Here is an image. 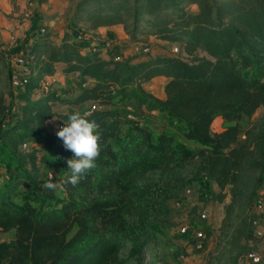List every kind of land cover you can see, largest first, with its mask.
Returning a JSON list of instances; mask_svg holds the SVG:
<instances>
[{
  "label": "trees",
  "instance_id": "1",
  "mask_svg": "<svg viewBox=\"0 0 264 264\" xmlns=\"http://www.w3.org/2000/svg\"><path fill=\"white\" fill-rule=\"evenodd\" d=\"M79 1L59 43L37 35L12 49L0 44V72L9 57L28 46L32 74L18 93L6 97L0 91V119L7 117L0 141L16 164L11 181L0 189V231L14 233L13 241L0 243V264H128L138 259L154 226H172L170 203L189 186L181 174L194 161L204 205L222 204L225 189L235 188L245 169L258 173L254 200L264 186V122L245 130L239 125L264 107V0ZM116 26L132 43L145 42L144 37L180 43L190 59L129 55L115 61L89 39L77 37L78 32L96 36L98 29ZM58 73H77L90 85L72 99L52 88L36 96L40 81ZM157 77L167 79L162 101L143 90ZM8 99L17 102L13 112ZM125 101L168 112L187 126L184 138L202 147L185 156L167 134L153 138L146 126L125 116ZM89 102L96 109L86 118L99 125L101 136L97 167L75 187L63 184V202L37 209L31 200L50 199L54 193L39 179L37 146L52 148L53 158L46 163L61 175L60 183L71 174L66 161L74 158L47 125L53 118L67 123L69 115ZM53 104L66 109L55 110ZM216 119L228 125L212 132ZM125 125L129 132L122 139ZM24 144L29 149H20ZM152 173L165 178L145 184ZM204 181L215 183L219 191L208 189ZM20 195L21 204L16 202ZM230 210L231 205L220 231L228 237L236 264L251 250L243 241L252 227L248 211L230 223Z\"/></svg>",
  "mask_w": 264,
  "mask_h": 264
},
{
  "label": "rangeland",
  "instance_id": "2",
  "mask_svg": "<svg viewBox=\"0 0 264 264\" xmlns=\"http://www.w3.org/2000/svg\"><path fill=\"white\" fill-rule=\"evenodd\" d=\"M28 0H24L23 8L25 7ZM14 2V0H12ZM79 0H39L36 8L31 12V20L29 28L24 32V36L18 40L15 44L22 43L29 37L34 35L35 29L34 24L37 23L39 26H45L47 32L50 31L54 38L62 35V32L68 28L69 20L72 14L75 12ZM14 9H16L15 4H12ZM52 5V6H49ZM192 10H196V7H192ZM55 17L57 20L54 21L53 26L49 28L46 24L49 19ZM53 19V20H54ZM52 21V20H51ZM60 24V25H59ZM94 38V41L101 40L102 42H93L92 45L102 52L109 53L114 56L119 54L121 56L137 55L141 58H151V57H166L172 55L173 47L179 48V53L177 56L190 59V57L183 50V46L180 43H169L158 41L152 37L151 40H145L148 37H144V41L150 44V54L143 55L139 53L138 47L135 43H132L129 39V35L120 26L117 30L111 31L107 38L100 39L98 36L87 35L86 38ZM109 42L110 47H106L105 43ZM15 45L11 47L6 46L8 49H12ZM195 54L203 55L200 51H196ZM15 56V55H14ZM14 56L9 57L7 61V67L0 72V91H2L6 97L8 93H18L19 90L13 87L12 75L16 71V66L14 63ZM11 75V79L10 78ZM51 83V82H49ZM86 80H82L80 77L70 75L62 76L57 78L55 82L50 84L52 89H57L62 97L66 99H72L76 96L80 90L90 84ZM49 85V84H48ZM49 86V87H50ZM145 92L148 93L153 99L161 101L159 98L163 97L161 95V83L153 81L150 84L145 85ZM44 94V93H43ZM41 93H36V96H40ZM126 105H121L125 110L132 114L133 118L139 121L140 124L146 126L153 138H155L159 133H165L170 136L175 144V146L180 149L185 156H189L193 152L197 151L202 145L195 140H187L184 138V133L187 130L185 123L173 118L166 111H159L157 109L138 107V105L132 101H125ZM128 103L132 104L131 106ZM6 106L10 111H15L17 108V102H11L10 99L7 100ZM52 107L55 110L64 111L65 106L60 104H53ZM54 122L48 123L47 127L51 132L54 133V129L57 125L58 119H53ZM264 122V107L259 108L255 114L250 118H244L240 122V127L242 130L250 128L252 125H261ZM7 124V117H2L0 119V132ZM225 122H220L218 120L215 124H212L211 131L216 132L224 127H226ZM129 132V126L125 125L123 128L122 139L125 138ZM122 139L119 141H114L115 145L121 144ZM113 143V144H114ZM30 144L27 149H29ZM39 150V160L37 165L39 166V179L42 182H47L49 178V171L53 173V177L56 183L60 184L61 175L54 174V169L47 165V160L53 158V152L51 147L41 148L37 146ZM198 162L194 161L185 171L181 174V177L189 182V185L200 190L203 182L196 180L194 178V173L197 169ZM16 170V164L14 155L4 148L0 141V189L5 187ZM258 173L254 171H249L245 169L242 173L240 182L235 188L227 187L225 189L226 198L222 204L211 202L207 205H201L203 209L209 212V217L203 223L198 221L196 208L190 210L186 205L171 204V214L170 220L172 226L169 228H161L159 226H154L152 228V238L150 243L144 249L141 257L138 259H133L128 262V264H234L235 253L230 251L227 244L228 237L221 234L220 228L222 225V220L226 214V207L231 205L230 210V223L234 224L238 217H243L248 215L250 206L254 200V189L256 185V178ZM159 173L149 174L144 181L145 184L156 183L164 179ZM205 186L214 191L218 192L219 189L213 182L204 181ZM259 190V192H258ZM258 195L264 194V186L262 189H258ZM257 195V194H255ZM31 200V199H30ZM65 200V194L62 187H58L54 190L53 197L41 198L38 200H31V204L37 209H50L58 205L60 202ZM23 195L16 198L17 203H22ZM248 211V214L246 213ZM246 213V214H245ZM184 223L190 229L188 235H180L176 232L178 225ZM204 230V239L195 240L191 235L192 230ZM261 229L264 233V220H261ZM14 240L13 231L4 233L0 231V243H10ZM261 249L262 264H264V239H260L258 243ZM236 264H240V260Z\"/></svg>",
  "mask_w": 264,
  "mask_h": 264
},
{
  "label": "built area",
  "instance_id": "3",
  "mask_svg": "<svg viewBox=\"0 0 264 264\" xmlns=\"http://www.w3.org/2000/svg\"><path fill=\"white\" fill-rule=\"evenodd\" d=\"M39 0H28L25 7L23 8L22 12H21V16L20 19L23 23H27L28 25L30 24V20H31V12L32 10H34L38 4ZM36 34L37 35H46L47 34V30L45 26H37L36 27ZM86 34H83L81 32H78L77 37L80 40H86ZM110 43L106 42L105 46L106 47H110ZM135 45L138 47L139 49V53L145 55H149L150 54V44L146 43V42H140V43H135ZM179 53V48L178 47H173L172 49V56H177V54ZM123 58V56L116 54L113 56V59L115 61H119ZM29 55L28 52H20L18 54H16L14 56V63L16 66V71L13 74V87L14 88H21L25 83H27V81L29 80V78L31 77V68H30V64H29ZM74 76L79 77V74L75 73L73 74ZM55 76V75H54ZM51 76H46L44 78H47ZM53 77V76H52ZM43 78L42 81H40L39 83V87L36 90V93L40 92L41 94L46 93L47 91H49L51 89V86L47 80H45ZM49 84V85H48ZM50 86V87H49ZM142 109H144V107H141ZM94 109H96V104L94 102H89L86 103L85 106L79 110V112L81 114L84 113H90L91 111H93ZM124 109V108H122ZM125 110V109H124ZM126 114L125 116L128 118H133L131 116V114L127 113V110L124 111ZM56 120V118H53ZM51 120L49 122L52 123L54 122V120ZM57 121V125L54 129V134H56V132L62 128L64 126V122L61 120H56ZM28 144H24L20 147V149H27L28 148ZM199 190L192 187V186H187L181 196V198L179 200H173L171 201V204H182V205H186L187 207H189L190 210H193L196 208L197 211V216H198V221L200 223H203L207 220V218L209 217V212L206 209H203L202 207L199 208L200 204L203 205L200 201H199ZM204 206V205H203ZM264 220V194L261 195H257V197L255 198L253 205L250 209V213H249V221L251 223V227H252V231L249 235V237L247 238L246 241H243V243H246L248 247L251 248V250L242 258L240 264H262V255H261V249L259 246V242L260 239H264V233L261 229V220ZM176 232L180 235H188L190 232V229L187 225H185L184 223L178 225ZM191 235L193 236V238L195 240H202L204 239L205 235H204V230H192Z\"/></svg>",
  "mask_w": 264,
  "mask_h": 264
},
{
  "label": "clouds",
  "instance_id": "4",
  "mask_svg": "<svg viewBox=\"0 0 264 264\" xmlns=\"http://www.w3.org/2000/svg\"><path fill=\"white\" fill-rule=\"evenodd\" d=\"M89 115L90 113L81 115L79 112H74L68 116L67 123L56 132L64 148L74 154V158L66 161L71 174L58 184L54 180L53 173L49 171V178L44 188L55 190L65 183L75 187L89 171L97 167L101 136L97 131L99 125L94 120L86 118Z\"/></svg>",
  "mask_w": 264,
  "mask_h": 264
},
{
  "label": "crops",
  "instance_id": "5",
  "mask_svg": "<svg viewBox=\"0 0 264 264\" xmlns=\"http://www.w3.org/2000/svg\"><path fill=\"white\" fill-rule=\"evenodd\" d=\"M13 3L15 4L16 9H14V6L12 5ZM23 3H24V0H14V2H12V0H0V44L3 46L11 47L12 45H15V43L24 36V32H26L29 28V25L27 23H23L20 19L21 12L23 10ZM49 6H52V5H49ZM54 18L55 17L50 18L48 23L46 24L47 26H49V28H51V26H53V24H54V21L57 20V18L56 19H54ZM119 27L120 26L111 27V28H100L96 32H94V34L96 36H98L100 39L107 38L106 36L110 35L111 31H113V30L115 31ZM66 30L67 29H65L62 32V35L60 34L59 37H57V38H54L52 33H50V31L47 32L46 35H47V37H50L51 39H53L54 41L59 43L61 37L63 36V34ZM35 36H37L36 33H34V35L31 36L32 38L30 39L29 43L32 42V39ZM151 39H152V37H148L145 40L149 41ZM89 40H92L93 42H102L101 40L94 41L95 39L92 37L89 38ZM24 52H28V46L25 47ZM141 60H147V58H142ZM62 76L63 75L58 73V74H55V76H53V77L51 76V78L47 77L44 79L47 80L48 82L52 83V82H55L57 78H61ZM157 80L161 83V95L163 97H160L159 99L162 101L165 99V95L163 92V86L166 83L167 79L164 77H157V78L152 79L147 84H150L151 82L157 81ZM87 82L88 83H85V85L90 84L89 81H87ZM147 84H145V85H147ZM145 85L143 86L144 91L146 88ZM126 104L127 103H123L122 105H126ZM128 104L129 105H127V106H131L133 103L132 104L128 103ZM124 111L125 110L122 109V112L124 114H126ZM128 111H131V109L128 108L127 113L131 114V116L135 115V114H132ZM218 120H220L221 123L224 122L221 119H216L212 124H215V122H217ZM221 130H219V131H221Z\"/></svg>",
  "mask_w": 264,
  "mask_h": 264
}]
</instances>
